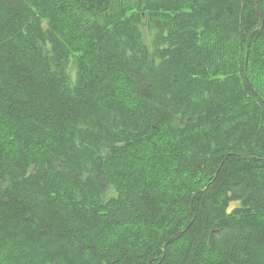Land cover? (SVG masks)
I'll return each mask as SVG.
<instances>
[{
  "label": "trees",
  "instance_id": "obj_1",
  "mask_svg": "<svg viewBox=\"0 0 264 264\" xmlns=\"http://www.w3.org/2000/svg\"><path fill=\"white\" fill-rule=\"evenodd\" d=\"M1 263L264 264V0H0Z\"/></svg>",
  "mask_w": 264,
  "mask_h": 264
},
{
  "label": "rangeland",
  "instance_id": "obj_2",
  "mask_svg": "<svg viewBox=\"0 0 264 264\" xmlns=\"http://www.w3.org/2000/svg\"><path fill=\"white\" fill-rule=\"evenodd\" d=\"M142 34H143V40L144 42L149 46L151 47V37L150 35L148 34L147 30L145 28L142 29ZM116 195V192L115 190L111 189L109 190L106 194H105V200L111 198V197H114ZM1 264H4V263H1Z\"/></svg>",
  "mask_w": 264,
  "mask_h": 264
}]
</instances>
